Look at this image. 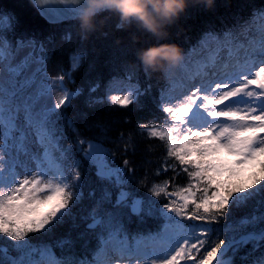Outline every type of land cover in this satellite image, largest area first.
Returning a JSON list of instances; mask_svg holds the SVG:
<instances>
[{
    "label": "snow or ice",
    "instance_id": "obj_1",
    "mask_svg": "<svg viewBox=\"0 0 264 264\" xmlns=\"http://www.w3.org/2000/svg\"><path fill=\"white\" fill-rule=\"evenodd\" d=\"M32 3L50 24L73 16L78 19L76 0ZM257 17L264 21V11L255 14L252 23L240 26V33L251 37L242 60L237 58L231 65L210 57L203 60L196 72L199 83L179 96L168 94L174 83L167 92L161 90L162 122L136 125L141 135L164 145V161L154 175L173 173L171 179L154 181L148 188L152 197L167 202L156 208L149 201L147 209L144 201L125 190L128 174L135 171L130 161L124 159L123 167H113L109 157L114 159L115 154L102 142L82 138L74 122L60 111L83 92L82 88L69 91L63 81L67 77L74 83L72 73L85 54L71 56L68 71L62 70L53 80L47 73V44L52 37L39 41L21 36L12 44L0 31V237L6 238L0 243V264H234L236 254L251 245L240 256L242 264H249V258L264 247V24L257 29V40L253 34ZM4 19L14 31L19 21L0 15ZM235 36L233 30L223 35L207 32L197 47ZM61 39L70 40V34ZM192 51L184 53L179 72L186 71ZM210 74L219 78L210 79ZM57 81L60 95L48 104ZM99 88V82L90 84L89 106L107 99L127 108L147 91L137 83L121 94H112L106 86L105 97L93 96ZM62 118L77 134L76 144L84 159L95 166L97 179L105 184L97 207L111 205L110 211L90 213L87 228L95 232L98 243L83 258L74 255L76 241L71 235L52 242L31 238L33 234L51 237L81 198V164L72 158V146L62 145L66 138L58 123ZM94 127L107 132L102 124ZM119 139L125 152L135 151L132 133L125 137L121 132ZM20 157L32 167L20 163ZM181 173L188 182L175 184ZM108 186L118 190L114 201ZM124 208L141 218L158 213L168 222L175 221L176 230L165 223L156 234L130 235L122 221ZM238 211L244 214L236 217ZM225 233L227 240L222 238ZM82 238L83 234L78 237ZM54 249H60L61 255ZM250 264H264V252Z\"/></svg>",
    "mask_w": 264,
    "mask_h": 264
},
{
    "label": "trees",
    "instance_id": "obj_2",
    "mask_svg": "<svg viewBox=\"0 0 264 264\" xmlns=\"http://www.w3.org/2000/svg\"><path fill=\"white\" fill-rule=\"evenodd\" d=\"M260 11H264V0H215L212 8H208L204 3L192 2L180 19L168 29L170 35L167 40H158L150 34L140 32L135 27L129 30H119L116 27L118 18L115 15L110 16L102 29L84 39L80 32L78 19L58 25L50 24L41 16L31 0H0V15L14 16L19 21L15 24L13 31L7 19L0 20V31L7 35L12 44L21 36H34L39 41H47L48 37H52V43L47 44V73L52 79L56 78L62 70L68 71L71 56L85 54L81 66L72 73L74 83L70 82L67 77L65 78L69 91L82 88L83 92L73 98L69 106L60 111L64 117L74 122L82 138L102 142L105 148L115 154L114 159L109 157L113 167H123L124 159L130 161L129 167L134 168L135 171L128 174L130 179L125 190L132 193V198H140L144 201L145 209L148 208L149 201H154L156 208H161L167 201L163 197L159 199L152 197L148 188L154 181L171 179L173 173L169 171L162 172L160 176L154 175L156 169L164 161L166 154L164 145L159 140L147 139L141 135L136 125L163 121L165 114L159 110L161 90L167 92L171 83L166 71L147 69L146 74L145 67L138 58V50L153 44L176 43L186 53L204 33L223 35L229 30L236 32L234 39L230 38L225 42L213 40V44H228L236 48L241 43H248L251 40L247 34L240 33V26L252 23L254 15ZM262 24L264 21L257 17L253 29L256 39L259 34L257 29ZM66 34H70V40L61 39ZM133 34L139 36L140 39L133 42ZM96 82L100 83V88L92 94L95 97H105L106 86L109 91L138 83L141 90L147 89V91L139 96L136 103L127 108L112 105L107 99L101 104L89 106L88 88L90 84ZM173 92L174 90L168 94L174 95ZM58 123L64 127L66 136L62 141L63 147L68 148L71 145L72 158L81 164V198L71 208V215L53 230L51 237L33 234L31 238L34 242H39L41 239L52 242L60 237L71 235L76 241L73 249L74 255L83 258L90 256L98 243L95 232L87 228L91 222L90 213L94 209L110 211L111 205L105 204L97 207L98 201L106 190L105 184L97 179L95 166L86 161L80 152L76 144L77 134L66 126L65 119L62 118ZM95 124L104 125L107 132L102 133L99 128L94 127ZM121 132L125 134V137L128 133L133 134L134 152L124 151L123 141L119 139ZM187 182V177L183 173L175 180V184L178 185H184ZM107 190L112 192L114 201L118 190L111 186H108ZM122 211L124 213L122 221L130 235L156 234L165 224L158 213L151 216L144 214L141 218L134 216L130 208H124ZM244 211H238L235 214L236 217L242 216ZM81 234L83 238L78 239ZM222 238L227 240L228 234L225 233ZM5 239L0 237V243ZM86 241L87 247L85 248ZM250 248L251 245L242 248L234 257V264H242L240 256L248 252ZM54 251L58 256L61 255L60 249H54ZM262 252H264V247L255 253L254 257ZM229 255L231 256V253ZM254 257L249 258V264Z\"/></svg>",
    "mask_w": 264,
    "mask_h": 264
},
{
    "label": "clouds",
    "instance_id": "obj_3",
    "mask_svg": "<svg viewBox=\"0 0 264 264\" xmlns=\"http://www.w3.org/2000/svg\"><path fill=\"white\" fill-rule=\"evenodd\" d=\"M79 6L78 23L82 38L102 29L111 15L118 18L117 28L135 27L158 40H167L168 29L185 13L190 3H204L212 8L215 0H76ZM108 13V16L104 14ZM100 18V19H98ZM139 36L133 34L136 42ZM146 69L167 71L178 67L184 59V50L176 43L153 44L137 52Z\"/></svg>",
    "mask_w": 264,
    "mask_h": 264
},
{
    "label": "rangeland",
    "instance_id": "obj_4",
    "mask_svg": "<svg viewBox=\"0 0 264 264\" xmlns=\"http://www.w3.org/2000/svg\"><path fill=\"white\" fill-rule=\"evenodd\" d=\"M202 47L203 48H209V41L207 43H204ZM227 53H228L227 52V49H224L219 54L222 55L223 57L224 56L227 57L225 55ZM241 54L242 55H240V59L242 60V58H243L242 56H244V51H242ZM199 59H200V56H197V58L195 60H191L190 59L186 71L183 72V73L179 72L178 75L172 74L171 71H170L171 69L168 70V75L170 76L172 82L177 86V88L179 89V91H180L181 94H183L184 92H186L193 84L199 83V77L197 78L196 73L193 74V72H196V66L198 65L199 62H201V61H199ZM205 59H207L206 56L204 57L203 60H205ZM189 67H192V68H190L191 70H189ZM193 76H196V78L195 79H192ZM209 78L214 80V79L219 78V76H216V77L210 76ZM56 83H57V87H59L60 82L57 81ZM124 91H126V89L119 88V89H116V90L112 91V94H121ZM59 95H60V91H59V89H57L53 93L52 97L48 98L49 104H51L52 101H53V99L56 98V97H58ZM33 150L34 151L36 150V146L35 145H33ZM19 161L21 163H23L24 165L28 166V167H32L31 162H29L28 159L25 158V157H20L19 158ZM162 219H163V222L164 223H167L168 222V221H166L164 219V217H162ZM169 228H170V230H173L174 231V228L172 226H169Z\"/></svg>",
    "mask_w": 264,
    "mask_h": 264
},
{
    "label": "bare ground",
    "instance_id": "obj_5",
    "mask_svg": "<svg viewBox=\"0 0 264 264\" xmlns=\"http://www.w3.org/2000/svg\"><path fill=\"white\" fill-rule=\"evenodd\" d=\"M229 64L231 65V64H233V63H229ZM170 71H171V73L174 74V75H178V73H179V71H178V67L173 68V69H171ZM209 77H210V76H209Z\"/></svg>",
    "mask_w": 264,
    "mask_h": 264
},
{
    "label": "water",
    "instance_id": "obj_6",
    "mask_svg": "<svg viewBox=\"0 0 264 264\" xmlns=\"http://www.w3.org/2000/svg\"><path fill=\"white\" fill-rule=\"evenodd\" d=\"M48 5H45V7H47ZM56 7H60V8H63L64 6L63 5H56ZM68 7H71V5H68ZM75 17L73 16V18L69 19V20H72L74 19ZM65 20H61L59 23L63 22ZM67 21V20H66Z\"/></svg>",
    "mask_w": 264,
    "mask_h": 264
}]
</instances>
